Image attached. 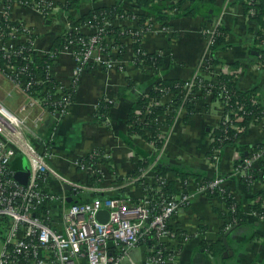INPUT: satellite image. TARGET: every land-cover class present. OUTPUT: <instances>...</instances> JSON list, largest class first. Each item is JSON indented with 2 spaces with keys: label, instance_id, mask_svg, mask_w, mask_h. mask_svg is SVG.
<instances>
[{
  "label": "crops",
  "instance_id": "obj_1",
  "mask_svg": "<svg viewBox=\"0 0 264 264\" xmlns=\"http://www.w3.org/2000/svg\"><path fill=\"white\" fill-rule=\"evenodd\" d=\"M64 2L65 0H58L57 7L45 17L32 6L12 0L9 2L7 13L10 20L19 21L32 31L35 46L43 53L51 49L57 36L67 32L74 16L80 17L92 8L111 5L115 0H82L79 8L70 11L61 7ZM216 3L221 8L217 18L218 24L229 30L227 47L221 48L217 53L221 61L218 68L220 71L236 73L240 87L257 89V94L264 103V65L260 63L256 49L264 47V40L263 44L255 43L257 29L246 15L242 0H216ZM5 10L3 1L0 0V14ZM214 21L208 24L206 29L214 28ZM172 23L170 33H148L143 42L148 49H155L156 46H166L165 48L169 49L159 74L161 78H194L201 72L203 60L208 53V34L202 29L200 17H179L173 19ZM74 66V60L67 53L59 55L52 66L55 79L61 84H68ZM153 77L148 69L145 71L129 64L123 69L89 66L82 76L74 100L67 111L59 116L54 139L43 126L39 131L37 146L43 148L50 144L54 153L50 164L77 182L82 181L83 174L75 165L76 159L95 150L103 151L102 160H110L113 168L110 172L106 164L100 162L103 179H100L102 185L96 186L103 189V196L122 194L131 199L141 197L144 192L142 185L129 177V173L137 165L133 157L137 156L138 151L139 156L154 151L141 136L129 134L127 117L138 97L152 88L155 79ZM0 78L12 88L1 74ZM196 92L195 97L199 95V98H196L197 110L188 121L183 120L181 112L178 114L163 158L171 167L175 165V169L203 171L211 177L218 174L224 176V188L243 204L247 219L244 224L232 225L226 228L228 230H225V233H220L225 220L215 208L225 211V204L219 199L209 198L206 193L194 191L191 204L173 219V226L191 235V241L179 243L182 247L178 246V240L168 241L166 248H169V253L173 255L170 264H264V219L255 217L256 215L248 210L252 198L264 192V177L247 180L245 171L231 174L236 171L235 162L242 158L243 152L252 157L253 153L263 148L257 145L264 143V119L257 125H252L241 136L240 143L243 147L228 146L221 156L213 161L207 158V131L219 122L223 105L219 100H213V95H207L203 89H197ZM102 96L114 101L109 113V125L98 120L95 115V104ZM6 98L15 102L8 95ZM167 100L168 96L162 98L163 102ZM246 145L249 146L248 149L242 151ZM259 163H254L255 168H259ZM262 174L264 175L263 172ZM50 186L66 198L65 201H51L46 205L50 209L53 224L59 229L62 227L60 221L63 210L71 203L67 197L72 196L73 200H80L81 196L92 199L96 192L82 189L75 194V191L66 189L65 184L55 178L51 179ZM191 186L194 189L193 185ZM228 231L230 233L226 236ZM204 239H221L225 247L221 256L214 257L205 250L201 246ZM131 255L139 264H148L143 246L134 248ZM80 264H87L86 260H81ZM121 264L127 263L123 261Z\"/></svg>",
  "mask_w": 264,
  "mask_h": 264
},
{
  "label": "built area",
  "instance_id": "obj_2",
  "mask_svg": "<svg viewBox=\"0 0 264 264\" xmlns=\"http://www.w3.org/2000/svg\"><path fill=\"white\" fill-rule=\"evenodd\" d=\"M2 1L6 10L0 14V20H10L7 9L12 0ZM19 1L32 6L45 17L58 4V0ZM218 23L219 21H217ZM115 26H122L121 32L125 37L118 40L109 38V28ZM167 31L169 30L166 27L159 26L155 22L139 25L137 17L106 16L97 25L90 24L74 29L71 24L67 32L63 34L65 44H62L59 50L49 49L42 53L37 50L35 38L30 29L23 25L14 27L10 31L9 37L4 39V30L2 26L0 27V51H3L2 58L4 60L0 63V74L12 86L8 91V96L17 103L14 110L7 102L0 99V229L6 225L4 232L0 230L2 245L0 264H80L83 259L87 264H121L125 258H129L131 264H137L132 258L131 252L149 237L156 238L158 245H161L166 237L170 241L177 242L178 240V243L190 240L191 235L184 231L179 233V230L173 226L174 217L191 204L194 191L205 193L208 190L224 188V176L218 174L208 183L195 184L190 178L178 181L180 191L163 199L158 210L152 206L151 195L143 189V195L137 199L127 196H103L74 200L63 210L60 229L53 224L49 207L46 209L45 217L39 213L51 201L66 200L65 195L58 194L51 188L52 178L63 184L71 185L75 194H78L82 189L89 192L101 190L96 185L77 182L66 177L50 164L54 155L50 146L46 144L47 146L40 148L35 142L40 139L39 131L44 123L48 119H52L54 134L59 116L63 115L72 103L82 75L89 66L123 69L127 65V61L135 64L137 53L141 52L146 55L150 51L141 47V51L132 52L125 59L119 55L124 46L127 47L129 43L137 41L136 37L140 33L157 34ZM204 31L208 34L210 44L215 30L208 28ZM144 34L142 37L146 35ZM26 45L41 56L49 53L53 60L62 53H67L74 60L75 66L71 72L69 83H59L56 86V93L60 94V101L52 100L51 95L43 92H40L39 95L32 94L31 89L34 84L44 83L46 85L47 80L42 76L35 78L31 75L26 64L16 63L15 58L23 53V48ZM156 51L163 53L162 47ZM141 63H144V60H141ZM205 63L204 59L202 65ZM220 73V70L210 72L201 69V72L197 73L194 78L185 80L184 97L195 99L197 92H194L193 87L197 84V76L211 79V83L205 85L207 95H213L214 89L223 92L225 87L218 85L217 82V76ZM48 75L51 78L54 77L52 65H48ZM201 80L199 82H202ZM162 91L164 96H168L167 101H170L173 94L166 89H162ZM106 100L110 103L114 102L108 97ZM160 102L161 99L157 98L151 102V105ZM50 103H58L60 106L51 110ZM222 105L224 110V104L222 103ZM95 110H100L98 102L95 104ZM96 116L98 117L97 114ZM224 118L225 121H229V113H225ZM140 121H145V114L140 118ZM103 122L107 125L110 124L107 115ZM157 122L161 126H165L160 135L165 140V145L156 153L152 164L142 169L139 175L134 178L135 180L141 178L153 183L159 181L166 183V179L160 180L152 171L156 162L165 154L168 139L172 136L173 126L164 125V117H158ZM53 134L50 136L51 138ZM147 143L153 150L154 142ZM86 156L91 159L97 158L98 162L96 167H93L81 157L76 159L75 165L81 172L85 174L101 173L100 162L104 158L103 151L95 150ZM17 157L26 159L29 165V178L26 185L21 184L15 178L16 171L19 169L13 168V161ZM262 157H264V147L253 153L251 158L246 159L245 165L251 167ZM262 172L264 173V168ZM103 208L109 211V219L106 222H100L97 219V213ZM231 226L232 222L228 223L226 228ZM156 252L146 257L148 264H170L173 255L165 256L164 251L160 248Z\"/></svg>",
  "mask_w": 264,
  "mask_h": 264
},
{
  "label": "trees",
  "instance_id": "obj_3",
  "mask_svg": "<svg viewBox=\"0 0 264 264\" xmlns=\"http://www.w3.org/2000/svg\"><path fill=\"white\" fill-rule=\"evenodd\" d=\"M81 1L82 0H65V2L61 4V7L64 10L70 11L71 9L73 10L79 8ZM242 1L244 2L246 15L249 20L255 24L257 29L255 43L263 44L264 0ZM220 12L221 8L216 3V0H115V2L111 5L92 8L80 17L74 16L72 18V27L75 29L76 27H84L90 24L97 25L101 23L103 18L106 16H123L129 18L137 17L139 25H146L148 22H155L157 25L166 27L169 30L165 33H170L173 25L172 22L175 18L200 17L202 19L203 30L207 28L208 24L211 22L213 23V21L216 20L213 25L215 33L213 35L212 42L209 44L208 53L205 58L206 63L201 66L202 70L213 72L214 70H219L218 66L221 65V61L217 56L218 51L221 48H226L228 45L229 30L222 26V24H217V18L219 17ZM22 25L23 24L19 21L5 19L0 20V27H3L5 34L4 39L9 37L10 31L14 27H22ZM121 29L122 26L109 28V38H115L118 40L125 37L123 36L124 34L121 32ZM143 34L140 33L136 37L138 38L137 41L129 43L127 47L124 46V49L119 53L121 57L127 59L132 52L135 53L141 51V47L150 51L149 54L146 55L141 52L137 53V62L134 64L133 62L127 61V64L141 68L145 71L148 69V71H151L153 74V78H155L152 88L138 97L136 102L131 106L127 117L129 134L139 135L147 142H154V152H151V154L150 152H146L144 155L139 156L140 152L138 151L137 156L135 155L133 157V160L137 164L136 168L129 173V177L133 179L139 175L142 169H145L152 164L156 153L159 152V150H161V148L165 145V140L160 137L162 129H164L165 126H161V124L157 122L158 117H164L165 122L163 124L172 127L181 109L183 120L188 121V119L197 110L196 98H199V95H197L194 100L192 98L184 97L183 92L185 91L186 83L184 79L161 78L159 74L163 64L165 63V58L168 56L166 52H168L169 49L165 48L166 46H163V53L156 51L159 48L157 46L155 49H148L143 42L148 33L146 35L144 34L145 36L142 37ZM62 44H65V36L63 34L56 37L51 49L59 50L62 47ZM256 49L259 52L260 62L264 65V47ZM2 54L3 51H0V63L4 61ZM141 60H144V63H141ZM15 61L19 65L26 64L31 72V75L35 78L42 76L47 80L46 85L44 83H36L33 85L31 89L33 95H39L40 92H43L44 94L51 95L53 97L52 100L60 101V94L56 93V86H58L59 82L56 81L54 77L51 78L48 75V65L53 66L55 61L51 58L49 53L41 56L38 52L30 50L29 46L26 45L25 48H23V53L19 57H16ZM233 65H237V63H233ZM92 67L104 68L102 66ZM196 79L198 80L197 84L193 87L194 92L201 88L206 92L205 85L211 83V79L207 77L202 78L201 76H197ZM217 79L218 85L224 86L225 90L221 92L218 89H214L212 91L213 96L211 98L213 100H219L223 103L225 109L223 110L219 122L215 126H211L207 131L209 139L207 158L213 161H216V159L221 156L223 150L228 146L243 147L244 145L240 143L241 136L252 125H257L264 118V103L261 100V97L257 94V89H242L239 85V78L237 74L232 71H221V73L217 76ZM200 80L202 82H199ZM162 89H166L173 94L170 101H162V98L165 95ZM75 95L76 93L74 94L73 100ZM157 98L161 99V102L158 104L153 103L151 105V102ZM98 103L100 105V110L96 111L95 115H98V120L103 121L106 115L109 117L110 109L114 102L110 103L106 100V97L102 96L98 99ZM49 106L50 109L53 110V108L59 107L60 104L50 103ZM241 107L242 109H240ZM225 113H229V121H225ZM144 114L145 121H140V118H142ZM52 125V119H48L43 125L50 133V136L53 134ZM257 146L264 147V143H259ZM248 147L249 146L246 145L242 151L247 150ZM244 153L245 152L242 154V158L235 162L234 170L236 171L231 172V174L245 171L247 180H252L256 177H264L262 174V169L264 168V157L258 160L260 162L259 168H255L254 165L251 167L245 165V160L250 158L251 155H245ZM81 159L85 162H89L93 167H96L98 162L97 158L91 159L88 156L81 157ZM102 162L106 164V167L110 172H112L113 168L111 161L104 159L101 160V163ZM22 167L23 159L22 157H17L15 161H13V168L21 169ZM152 172L156 177L160 178V180L166 179V183H162L160 181L158 183H153L141 178L136 179V182L140 183L143 189L151 195L153 199L152 206L155 207L156 210L160 209L163 199H167L180 191L178 181L190 178L195 184L200 182L208 183L216 176L211 177L206 175L203 171L198 172L191 169H175V165L171 167V165H169L163 157H161V159L153 166ZM82 174L83 179L81 182H87L91 185H102V180L100 179H103V177H101V173ZM205 193L209 196V198L219 199L226 206L225 211L215 208L218 214L225 220V223L221 226L220 233L223 234L228 230L226 229L228 223L232 222V225L238 224V226H240L246 222L247 215L245 207L235 196L231 194L229 190L219 188L213 191L208 190ZM93 196V198H101L103 197V192L101 190L96 191ZM110 196H122V194ZM81 199H84L83 196H81ZM46 209L47 207L45 205L42 212H39L43 217L47 215ZM248 210L256 215L255 217L264 219V192H261L252 198L248 205ZM5 228L6 225L0 230L4 232ZM168 241V237H166L161 245H158L156 244V238L149 237L140 245L145 248L146 257L157 253L156 251L158 248L162 249L164 251V255L168 257V254L172 255V253H169V248H166L167 245H169ZM178 246L182 247L179 243ZM201 246L214 257L221 256L222 251L225 249L221 239L216 241L204 239L201 241ZM153 248L155 250L151 251L150 249Z\"/></svg>",
  "mask_w": 264,
  "mask_h": 264
},
{
  "label": "water",
  "instance_id": "obj_4",
  "mask_svg": "<svg viewBox=\"0 0 264 264\" xmlns=\"http://www.w3.org/2000/svg\"><path fill=\"white\" fill-rule=\"evenodd\" d=\"M15 178L23 185H26L28 183V178H29V165L26 159H23V168L19 169L16 171L15 174ZM65 188L68 190H72V186L69 184H65ZM68 202H72L73 197L72 196H68L67 197ZM97 219L100 222H106L109 219V211L105 208L101 209L98 213H97ZM234 228V227H232ZM231 231V229H230ZM230 231H228L226 233V236L230 233ZM226 242V238L224 239Z\"/></svg>",
  "mask_w": 264,
  "mask_h": 264
},
{
  "label": "rangeland",
  "instance_id": "obj_5",
  "mask_svg": "<svg viewBox=\"0 0 264 264\" xmlns=\"http://www.w3.org/2000/svg\"><path fill=\"white\" fill-rule=\"evenodd\" d=\"M69 81H70V79H69ZM68 81V82H69ZM67 82V83H68ZM10 88H9V86H7L6 85V83L4 84V81H3V79L2 78H0V99H2L3 101H5V102H7V103H9V105L11 106V108L12 109H16V107H17V103H15V102H10V100L8 101V100H6L7 98H6V96L8 95V90H9ZM77 92V91H76ZM52 138L54 139V135L52 136ZM37 144V143H36ZM53 152V151H52ZM54 154V153H53ZM102 191H103V189H101ZM0 247H1V243H0ZM129 262H128V261ZM124 261L127 263V264H131V261H130V259L129 258H125L124 259ZM134 261H135V259H134ZM135 262H137V260L135 261ZM138 263V262H137ZM139 264V263H138Z\"/></svg>",
  "mask_w": 264,
  "mask_h": 264
}]
</instances>
